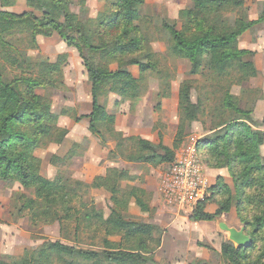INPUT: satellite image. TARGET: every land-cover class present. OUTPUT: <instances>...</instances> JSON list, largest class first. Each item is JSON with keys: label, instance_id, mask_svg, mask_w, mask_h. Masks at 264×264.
<instances>
[{"label": "rangeland", "instance_id": "rangeland-1", "mask_svg": "<svg viewBox=\"0 0 264 264\" xmlns=\"http://www.w3.org/2000/svg\"><path fill=\"white\" fill-rule=\"evenodd\" d=\"M84 2L85 5L71 8L73 18L65 21V32L76 35L79 19H89L93 20L94 23L90 24L98 32L94 34L95 39L101 34L103 42L111 40L114 31L106 22L117 9L114 5L116 0ZM190 5V0H146L137 24L150 39V47L157 54L164 72L147 76L142 84L147 91L137 99L124 98L107 90L101 97V103L109 113L116 115V120L112 128L100 125L101 134L90 128L88 115L92 112V82L85 60L58 33L38 35L36 48L25 42L21 47L16 42L19 49L26 50L28 60L23 68L18 63L12 65L10 60L1 59L9 79H42L34 91L41 97V110L57 117L58 130L35 149L34 155L40 159L41 173L55 180L53 192L68 196L64 205L53 209L64 219L61 226L58 221L47 218L39 205L29 203L30 199L36 198L35 187L26 188L20 182L8 184L0 179V258L18 257L28 249L39 248L46 241L57 240L96 250H103L105 241L117 246L122 243L123 247L130 248L133 240L117 230L107 232L104 222L94 216L96 212L107 219L113 210H117L127 221L150 223L159 228L153 234L151 248L154 261L150 264H229L220 255L221 245L233 241L222 223L239 230L244 227L235 205L213 221H193L190 216L194 208L168 201L161 190V183L164 174L190 145L196 143L197 146L205 138L226 132L225 126L217 128L231 115V112L220 108L225 89L237 97L240 106L251 110L248 123L262 130L259 132L263 142L264 22L259 21L253 29L245 32L239 44L240 48L255 50L254 61L257 69H261H258V76L242 81L241 74L234 71L220 81L217 74L205 67H202V73L191 74L190 63L185 58L172 55L168 48L170 37L163 28L164 21H175L181 27L180 11ZM263 9L264 0H245L238 15L258 20L264 13ZM0 10L42 14L39 6L29 0H17L10 6H3L0 1ZM85 54L92 69L107 62L99 52L86 50ZM138 59H130L127 65L135 77L140 75ZM45 63L59 64L60 72L42 75ZM109 67L116 70L119 62H113ZM184 84H191L192 100L195 103L201 100L202 109L198 120L187 123L179 135V91ZM145 137L171 147L176 154L175 160L160 165L132 160L138 153L136 144L143 138L147 139ZM197 150L203 155L198 146ZM203 164L214 184L221 172L208 165L206 160ZM222 170L225 181L235 192L227 167ZM114 185L119 189L117 194L112 192ZM133 189H137L136 194L142 199L144 209L131 194ZM217 208V202H210L206 207L209 212H215ZM86 213H91L94 218L88 220ZM258 244L264 249V238ZM259 253L262 255L260 250H256L253 258Z\"/></svg>", "mask_w": 264, "mask_h": 264}, {"label": "trees", "instance_id": "trees-1", "mask_svg": "<svg viewBox=\"0 0 264 264\" xmlns=\"http://www.w3.org/2000/svg\"><path fill=\"white\" fill-rule=\"evenodd\" d=\"M0 1L3 6H10L17 0ZM29 1L39 6L42 11L40 16L28 11L13 13L0 10V179L8 184L20 182L26 188L35 187L36 198L30 199L29 203L39 205L47 218L58 221L63 226V217L53 209L64 205L68 194L53 192L55 180L41 173L40 159L34 155L35 149L58 130L57 117L40 108L41 97L34 90L42 79H9L1 59L10 60L12 65L18 63L23 68L28 58L26 50L19 49V46L22 47L25 42L36 48L38 35L58 33L85 60L92 82V112L88 118L91 130L99 133L100 125L112 128L116 120V115L109 113L101 103V97L107 90L124 98L137 99L147 91L142 85L147 76L152 73L160 75L164 71L157 54L150 47V39L137 24L146 0H116L114 5L117 9L106 22L114 35L105 42L101 34L97 37L98 40L95 39L94 34L98 32L90 24L93 20L79 19L76 35L65 32V21L73 18L71 8L85 5L84 0ZM190 1L191 5L180 11L181 27L175 21L170 23L165 20L163 23V28L170 37V53L175 57L185 58L191 65V74H200L202 67H205L217 74L220 81L227 79L225 76L234 71L241 74L242 81L258 76L259 71L254 61L255 50L240 48L239 44L245 32L253 29L259 21L264 22V13L258 20L238 15L245 0ZM16 42L20 45L16 46ZM86 50L99 52L107 62L96 69L90 68L86 61ZM135 57L139 58L138 77L127 66L128 61ZM113 62H119L116 70L109 67ZM55 71L60 72L59 64L45 63L41 74ZM191 88V84H184L179 91V135L187 123L198 120L202 109L201 100L193 102ZM222 93L223 105L220 104V108L231 112V115L228 120L221 121L217 128L225 126L226 132L205 138L197 144L199 152L203 151V155L199 153L202 162L206 160L212 168L219 169L221 175L209 187L205 198L194 207L190 219L213 221L231 211L235 205L252 243L245 247L231 241L223 242L220 255L229 264H264V249L258 244L264 238V155L261 152V133L248 123L251 110L240 106L237 97L229 90L225 89ZM61 134L65 135L66 132ZM136 148L138 153L132 160L154 165L175 160V151L164 143L143 138L136 144ZM224 167H227L232 176L235 192L224 179ZM112 192L117 194L119 189L114 185ZM136 192L137 189H133L131 194L144 209V203ZM140 192L143 191L140 189ZM210 202H217L215 212L207 211L206 207ZM49 215L54 217H48ZM85 216L88 220L94 218L91 213H86ZM94 216L104 222L107 232L117 230L133 240L134 244L125 248L122 243L117 246L105 241V248L96 250L65 244L60 240L46 241L37 249L26 250L21 256L0 258V264H150L154 261L151 242L154 232L159 229L156 225L127 221L117 210H113L107 219L96 212ZM256 250H260L262 255L259 253L254 259Z\"/></svg>", "mask_w": 264, "mask_h": 264}, {"label": "built area", "instance_id": "built-area-1", "mask_svg": "<svg viewBox=\"0 0 264 264\" xmlns=\"http://www.w3.org/2000/svg\"><path fill=\"white\" fill-rule=\"evenodd\" d=\"M210 186L207 169L195 143L178 156L164 174L161 190L168 201L193 209L205 198Z\"/></svg>", "mask_w": 264, "mask_h": 264}, {"label": "water", "instance_id": "water-1", "mask_svg": "<svg viewBox=\"0 0 264 264\" xmlns=\"http://www.w3.org/2000/svg\"><path fill=\"white\" fill-rule=\"evenodd\" d=\"M223 229L230 233V238L233 242L240 246H249L252 243V239L245 232V228H241L240 230L237 228L229 227L228 225L222 223Z\"/></svg>", "mask_w": 264, "mask_h": 264}, {"label": "crops", "instance_id": "crops-1", "mask_svg": "<svg viewBox=\"0 0 264 264\" xmlns=\"http://www.w3.org/2000/svg\"><path fill=\"white\" fill-rule=\"evenodd\" d=\"M258 69L259 70H261L259 67H258ZM258 131H262V130H260V129H257ZM264 131V130H263ZM262 135H263V137H264V132L262 133ZM145 138H147L148 139V137H145ZM262 150H264V138H263V142H262V144H261V152H262ZM209 178H210V176H209ZM210 181H211V178H210ZM213 184V182H211V185Z\"/></svg>", "mask_w": 264, "mask_h": 264}]
</instances>
